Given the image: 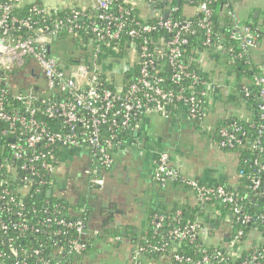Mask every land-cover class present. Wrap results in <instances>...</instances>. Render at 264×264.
<instances>
[{"label": "built area", "instance_id": "2783aa9c", "mask_svg": "<svg viewBox=\"0 0 264 264\" xmlns=\"http://www.w3.org/2000/svg\"><path fill=\"white\" fill-rule=\"evenodd\" d=\"M117 1L96 0L91 10L68 8L69 13L52 19L50 25H45L43 22L46 18L57 15L63 9L38 7L34 3L25 4L23 0H0V137L9 141L11 153V160L4 158L0 169L5 168L13 178H16L18 170L26 173L21 180L25 185L18 189L23 196L31 187H34V193L45 192L46 197L57 191L63 195L67 191L71 192L72 182L78 178L84 181L88 191L102 189L106 177L99 174L98 167H109L114 162L111 152L122 145L118 131L130 132L134 128L132 121L136 117L163 113L176 103L183 105L189 120L202 122L206 114L199 94L204 96L211 88H221L218 82L203 81L196 73L188 71L187 65L182 61L180 49L187 43V36L195 33L196 29L203 31L204 45H209L212 34V10L209 7L211 0H202L194 8L193 15L200 14L194 21L188 18L167 19L159 12H153L151 18L154 19L150 22L132 18L131 27L126 32L124 28L128 23L129 11L121 4L114 6L113 3ZM225 6L227 15L232 20L230 39L238 43L240 53L250 54L259 44V36L236 19L230 3ZM26 7L27 15H17V9ZM80 28L86 31L85 35L93 36L92 41L76 49L71 46L63 47L62 52L66 51L65 56L68 58L66 63L61 58V53L57 52L59 43H53L51 37L63 33L72 35ZM158 30L171 35L165 43L160 40L152 43L158 48L159 58L167 60L171 70L170 80L173 84L190 81V84L201 87L199 94L191 92L190 95H185L182 89L175 92L161 86L163 78L154 73L155 53L149 49V42L144 38L146 34ZM123 34L131 39V44L135 39L142 38L138 55H129L131 58L125 56V62L129 66L126 72L132 73L133 65L136 64L137 73L129 77L125 87L119 84L114 90L101 88L100 79L104 70L97 62L98 55L106 53L110 43L117 41ZM112 51L116 53V50L109 49V52ZM132 57L133 61L130 60ZM111 59L108 64L110 73L114 58ZM75 66L81 68L83 73H73ZM253 85L258 89L257 107L262 111L261 119L264 120V77L255 76ZM248 94L245 89V95ZM39 96L43 99L39 100ZM37 104H40L39 108ZM41 116L58 120L56 129L50 130ZM263 132L264 123L259 127L253 149H262L260 137ZM218 135L220 139L217 146L226 149L239 144L245 133L238 123L232 122L221 126ZM63 148L86 149L90 154L88 163L94 164H86L76 175H67L61 168V157L54 156L55 150ZM15 163H18L17 166ZM258 171H264L263 164H258L256 172ZM154 180L161 185L178 182L191 190L197 203L219 199L232 205L233 213H240V207L236 205L237 199L231 191L221 185H206L184 176L169 163L166 151L157 152ZM6 184V180L0 181V186ZM77 186L80 188L76 184V188ZM250 188L256 195L264 197V184L258 177L251 179ZM47 191H51L49 196ZM16 193L17 191L8 187L0 189V200L7 199L11 202L17 208L13 214L19 218L9 224L0 215V247H3L0 249V258L7 256L11 259L10 264H32L29 260L33 258L35 264H68L70 256L87 249L90 239L99 233L86 228L84 208L80 209L81 216L77 219L65 220L59 217V210H54L55 217L45 216L39 219L40 225L31 224L23 218L21 211L24 203L21 199L17 200ZM178 214L180 212L177 210L176 215ZM162 220V217L157 218V226L161 225ZM171 220L175 221L176 218ZM249 220V215H242V222ZM53 224L61 229L53 231L52 235L62 236L65 241V248L59 247L56 250V255H60L53 262L39 258L37 249L19 248L15 245V239L9 235V229L18 231L23 236L26 232L39 233ZM201 231L198 221L187 222L169 230L168 237L174 241L193 243ZM240 234L241 231H238L227 243L229 250L234 248ZM2 236L6 237L5 241ZM167 244L168 241L162 240L154 249H164ZM260 257L261 255L253 253L238 264H259ZM173 260L177 263L227 264L228 257L220 250H214L210 254L202 250L197 260L177 254L173 255ZM129 261L137 264L135 251Z\"/></svg>", "mask_w": 264, "mask_h": 264}, {"label": "trees", "instance_id": "16d2710c", "mask_svg": "<svg viewBox=\"0 0 264 264\" xmlns=\"http://www.w3.org/2000/svg\"><path fill=\"white\" fill-rule=\"evenodd\" d=\"M202 0H181L178 5V0H149L146 1L149 8L152 12H159L164 18V13H168L167 19L172 20H182L188 18L190 20H195L200 17V14H195L193 16L187 17L184 12V6L188 5L190 7L196 8ZM227 3H230V0H211L209 7L212 10V34L210 36L209 45H204L205 37L202 30L196 29L195 33L187 36V43L180 47L182 52V61L188 67V71L196 73L200 79L203 81L212 82L210 75L213 74L214 70H207L201 64V58L203 55L210 57L212 60L219 63L223 61V67L226 70L227 76H229L227 83H231V92L229 95L232 96L233 103L235 106H240L246 111V115L239 117L229 113L227 116H223L219 119L217 125L215 126L214 139L216 144L219 141L218 130L221 126L227 125L232 122L238 123L244 131L245 135L242 137V140L239 144L233 148H224L222 150L233 152L238 157L237 163V173L239 175L236 187L228 186L225 183L215 184L225 187L227 190L231 191L234 197L237 199L236 205L240 207V213H233L232 205L223 203L219 199L211 200L206 203H197L196 206L190 207L189 205H179L173 204L169 209H163L152 212L151 215V224L147 229L146 233L139 235L134 231H131L129 237L134 245L133 252L137 255L138 262L137 264H145V262H156L158 260H172V264H193V262H183L177 263L173 260V255L189 256L193 260H197L200 257L201 251L206 250L209 254L214 250H220L228 257L227 264H238L240 261L249 258L253 253L261 255L259 259V264H264V197L258 196L250 188L251 179L253 177H258L262 184H264V171H258V164L264 165V132L260 137L262 149H253L252 145L254 140L258 136L259 127L264 120L261 119L262 111L257 107L256 96L258 89L253 85V79L255 76L264 77V71H261L258 66L253 62L251 55L248 53H240L241 49L239 48L238 43L230 39V28H231V18L227 15ZM35 5L42 7L39 2H35ZM115 4H121L129 11L128 23L124 28L126 32L131 27L130 20L132 18L141 19L144 21H153L154 18L145 19L138 15V11L132 8L130 3L126 0H118ZM112 5V7H114ZM79 9L78 7H75ZM26 8L17 9L16 13L19 16H25ZM70 9H63L57 15H54L51 18H46L43 24L50 25L52 19L61 18L66 13H69ZM36 17V16H35ZM87 19L85 20V24ZM251 30L257 33L259 44L264 43V32L257 24L247 25ZM85 30L83 28L77 29L72 35L58 34L56 39L51 37L53 43H59L63 47L71 46L76 49L78 46L83 44H88L92 41V35H85ZM171 35L164 30L153 31L145 35V39L149 42V49L155 53L154 60V73L157 76L163 78V81L160 83L164 89H172L173 91H183L185 95H190V93H198L201 89L198 85L190 84V81H185L180 84H173L170 80L171 70L167 65V60L165 58H159L157 51L158 48L152 45L153 42L158 40L161 43H165L169 40ZM142 43V38L135 39L131 44V39L123 34L117 41L110 43L109 49L116 50L109 52V49L106 53H101L98 55L97 62L101 64L103 68V75L100 79V87L110 90L121 84L125 85L129 82V77L137 73L138 66L133 65V72H124L120 74H115L114 76L110 75V67L108 64L111 62V58H116L117 60L123 59L126 55L129 58L131 54L135 57L139 52V45ZM70 47V48H71ZM64 53L66 51H63ZM61 58L68 63L67 56H61ZM125 59V58H124ZM12 74V73H11ZM245 89L248 90L249 94L245 95ZM220 89H209L206 91V95L199 97L202 99V106L205 110L206 117L202 122H196L194 120H189L192 122L194 127L198 130L203 129V125L209 113V104L215 96L218 95ZM38 92V91H37ZM39 100L43 99L42 96L38 97ZM38 108L40 104L36 105ZM183 108L186 113V109L181 103H176L170 108ZM158 112L156 114H160ZM151 114V113H150ZM43 119L47 125H49L50 130H55L57 127L58 120ZM142 117H136L132 121V125H137ZM4 126V125H3ZM2 127V125H0ZM128 132L122 130L118 131V138L122 141V145L118 148H115L111 153L114 156L116 153L123 148L125 144V139L128 137ZM9 141L3 137H0V163L3 162L4 158H8V161L11 160L10 149L8 148ZM65 148L55 150L54 156L59 157L62 155ZM90 157V154L88 152ZM88 157V160H89ZM90 163V162H89ZM87 163V164H89ZM170 163V162H169ZM18 164V163H17ZM15 163V166H17ZM94 164V163H93ZM90 163V165H93ZM114 162L109 167H98L99 174L107 175V173L113 168ZM80 172V171H79ZM26 174V173H25ZM22 171L18 170L16 178L6 171L5 168L0 169V181H7L8 184L0 186V189L3 187H8L13 191H17L16 196L17 200L21 199L24 203V208L21 211L23 218L29 220L31 224L40 225L38 221L40 218L45 216L55 217L53 214L54 210H59V217L64 218L65 220L77 219L81 215L79 211L81 208H84V219L86 228L89 230L97 231H106L111 232L113 236H120V231L117 229H112L110 226V218L106 216V209L102 207L101 209L94 208L93 200L96 199V191L86 190L84 181L81 178L76 179L72 182L71 192H65L63 195H60L61 192H54V195L46 197V193H34V187H31L28 193L24 196L21 192L18 191L19 188H22L25 184L22 183V178L25 175ZM68 176L66 177V179ZM71 178V177H70ZM73 180V178H71ZM200 182V181H199ZM202 183V182H200ZM76 184L80 188H76ZM175 185H181L178 182L174 183ZM204 184V183H203ZM161 185V184H160ZM207 185V184H206ZM184 186V185H182ZM211 186H214L213 184ZM186 187V186H184ZM53 188H56L55 186ZM189 189L188 187H186ZM191 191V190H190ZM74 197V198H73ZM206 206L214 207L222 216L223 219H228V242L237 234L238 231H241L240 237L238 238L233 249H228L227 245H206L203 239V234L201 231L197 240L193 243H188L187 241H174L168 237V231L173 227L183 226L187 222L198 221L195 214L200 213V209L205 208ZM17 210L16 207L11 202H8L7 199L0 200V215L3 216L5 221L9 224L14 220L19 218L13 213ZM179 211L180 214L176 215V211ZM249 215L250 220L247 222H242V215ZM97 216L104 217L102 220L97 219ZM162 217L163 220L160 226H157V218ZM175 217V221H170L171 218ZM96 218L97 220H93ZM92 221H96L99 226H93ZM199 222V221H198ZM200 226L203 229L201 222ZM219 222H211L209 224L208 232L214 231L218 227ZM93 226V227H92ZM61 229L56 225H51L47 229H43L39 233L26 232L25 235L21 236L18 231L9 229V235L15 239V245L19 248L27 249H37L39 251L38 257L49 260L51 262L57 260L60 254L56 255V250L59 247L65 248L64 237L59 236L55 237L52 235V232L55 230ZM207 230V229H206ZM251 234L256 235V239L248 247L245 246L248 238ZM207 235H212L207 233ZM2 239L5 241L6 237L2 236ZM162 240L168 241L167 247L161 250L154 249L155 246L161 244ZM94 239H90L89 246L84 251L71 255L69 258L68 264H82L84 259L89 256L91 247ZM3 249V247H0ZM5 249V248H4ZM132 252V253H133ZM30 263H34V258L29 260ZM11 259L7 256L0 258V264H10ZM128 264H132L129 263Z\"/></svg>", "mask_w": 264, "mask_h": 264}, {"label": "crops", "instance_id": "0c3cea01", "mask_svg": "<svg viewBox=\"0 0 264 264\" xmlns=\"http://www.w3.org/2000/svg\"><path fill=\"white\" fill-rule=\"evenodd\" d=\"M132 8L138 11L142 18L149 19L153 12L145 0H126ZM25 4L39 2L44 8L91 10L96 0H23ZM230 8L236 19L245 25L257 24L264 27V0H230ZM256 11V16L253 12ZM186 16L195 13L193 7L184 6ZM261 17L259 22L257 21ZM251 19V20H250ZM264 32V29L261 28ZM258 44L250 55L261 49ZM206 61H211L212 67L201 64L207 70H214L210 75L213 81L221 86L218 95L210 101V108L202 130L194 127L186 117L183 108H167L163 113H151L143 116L133 130L128 132L125 144L114 156L113 168L106 175V182L102 189H97L94 208L106 209V216L110 218L112 229L120 231V236H113L111 232L98 231L94 239L89 256L82 264H103L106 258L114 259L113 264H128L134 245L126 235L134 231L139 235L146 233L151 224L152 212L169 209L172 205L196 206V201L190 189L182 185L167 183L160 185L154 180V167L157 152L166 151L170 164L186 177L197 179L207 184L225 183L236 187L239 175L237 173L238 157L233 152L219 148L214 139V128L219 119L229 113L245 116V109L235 106L231 92V83H227L229 76L222 63L219 65L210 57L204 55ZM131 58V57H129ZM115 59V58H114ZM133 61L132 59H130ZM120 61H125L121 59ZM129 61V60H127ZM228 104V107H225ZM61 168L67 175H76L88 163V151L84 148L63 150ZM202 223L203 239L206 245H227L228 219H223L213 207L206 206L195 214ZM100 216L97 219L102 220ZM94 218L93 220H97ZM219 222L218 227L208 232L211 222ZM93 226H99L92 221ZM92 226V227H93ZM124 227V234L121 228ZM207 229V230H206ZM210 233L212 235H207ZM256 239L251 234L245 246L248 247ZM172 260H158L145 264H172Z\"/></svg>", "mask_w": 264, "mask_h": 264}, {"label": "rangeland", "instance_id": "374dc122", "mask_svg": "<svg viewBox=\"0 0 264 264\" xmlns=\"http://www.w3.org/2000/svg\"><path fill=\"white\" fill-rule=\"evenodd\" d=\"M255 12L256 11L253 12V15H254ZM259 20H261V17L257 21L259 22ZM260 26H261L262 29H264V27L262 25H260ZM63 45H60L57 48V52L61 53L60 56L63 55V52H62ZM64 55H66V54L64 53ZM55 56L58 57L57 54H55ZM131 56H134V55L131 54ZM203 58H204V63L203 64L206 65L207 68L212 67L213 63L211 61L207 62L205 57H204V55H203ZM251 58H252L253 62L256 64V66H258V68L261 71H264V43H262L261 49L259 51H255L254 53H252ZM225 105H226L225 107H228V104H225ZM113 263H114V259H112V258H106L105 260H103V264H113Z\"/></svg>", "mask_w": 264, "mask_h": 264}, {"label": "water", "instance_id": "95a60500", "mask_svg": "<svg viewBox=\"0 0 264 264\" xmlns=\"http://www.w3.org/2000/svg\"><path fill=\"white\" fill-rule=\"evenodd\" d=\"M180 1L181 0H178V5L180 4ZM256 12L254 13V16H256ZM168 15V13H164V18H166ZM53 38H56V36H54ZM129 69V66L128 64L125 62V61H122L120 62L119 60L117 59H114L112 61V64H111V76H114V74H120V73H124L126 71H128ZM73 73H78V74H82L83 73V70L81 68H78L77 66H75L72 70ZM51 194V191H47V196H49ZM124 230L125 228L122 227L121 228V234L123 235L124 234Z\"/></svg>", "mask_w": 264, "mask_h": 264}]
</instances>
